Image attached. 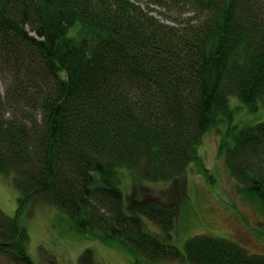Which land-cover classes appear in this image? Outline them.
I'll list each match as a JSON object with an SVG mask.
<instances>
[{
	"label": "trees",
	"instance_id": "obj_1",
	"mask_svg": "<svg viewBox=\"0 0 264 264\" xmlns=\"http://www.w3.org/2000/svg\"><path fill=\"white\" fill-rule=\"evenodd\" d=\"M143 2L0 0V175L18 192L15 215L0 210L7 262L39 264L19 219L36 203L66 212L74 231L118 241L135 261L179 259L143 218L169 237L182 187L127 205L117 172L174 181L222 122L229 174L264 205V121L235 124L243 105H264V0ZM184 251L194 264H264V254L211 234ZM80 259L92 264L90 249Z\"/></svg>",
	"mask_w": 264,
	"mask_h": 264
},
{
	"label": "rangeland",
	"instance_id": "obj_2",
	"mask_svg": "<svg viewBox=\"0 0 264 264\" xmlns=\"http://www.w3.org/2000/svg\"><path fill=\"white\" fill-rule=\"evenodd\" d=\"M153 8L152 12L156 14L159 9L156 6ZM259 101L260 106L253 112H247L243 105L240 115L235 116L239 123L235 124L240 126L246 120L249 123L264 121V105ZM235 102L238 103L237 100ZM224 128L225 123L222 122L202 134L196 159L174 181L136 180L127 168H119L117 172L127 205L146 194L156 197H151L153 200L166 201L172 188H183L181 200L177 196L171 198L172 204H176V217L169 237L144 219L145 228L160 234L166 242L175 244L182 257L176 260H147L139 255L138 261H135L133 254L118 241H105L74 231L70 228L66 212L50 204L36 203L27 206L19 218L27 230V252L31 259L39 264H84L81 255L85 249H90L92 264H194L186 258L184 245L189 238L199 234L230 239L248 252L264 254V205L255 197L244 194L240 184L230 176L224 156L218 151L219 137ZM144 189L149 192H143ZM17 195L8 178L0 175V210L5 215H15ZM168 206H171L170 196ZM0 264L12 262L0 256Z\"/></svg>",
	"mask_w": 264,
	"mask_h": 264
},
{
	"label": "bare ground",
	"instance_id": "obj_3",
	"mask_svg": "<svg viewBox=\"0 0 264 264\" xmlns=\"http://www.w3.org/2000/svg\"><path fill=\"white\" fill-rule=\"evenodd\" d=\"M31 34H34V32H31ZM196 159V158H195ZM194 159V160H195ZM257 165H258V163H255V166H252V168H256L257 167ZM263 168V167H262ZM95 227V226H94ZM168 244L169 245H171V246H174L175 248H177L178 250H179V248L175 245V244H173L171 241H169L168 242ZM121 245H123V244H121ZM123 247H125L124 245H123ZM168 248H170L169 246H167ZM131 254H133L127 247H125ZM180 251V250H179ZM135 254H133V256H134ZM137 256V255H136ZM138 257V256H137Z\"/></svg>",
	"mask_w": 264,
	"mask_h": 264
}]
</instances>
